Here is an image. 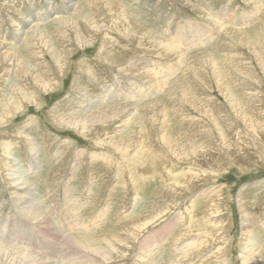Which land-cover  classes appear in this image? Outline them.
I'll list each match as a JSON object with an SVG mask.
<instances>
[{
  "label": "rangeland",
  "instance_id": "obj_1",
  "mask_svg": "<svg viewBox=\"0 0 264 264\" xmlns=\"http://www.w3.org/2000/svg\"><path fill=\"white\" fill-rule=\"evenodd\" d=\"M24 263L264 264V0H0Z\"/></svg>",
  "mask_w": 264,
  "mask_h": 264
},
{
  "label": "bare ground",
  "instance_id": "obj_2",
  "mask_svg": "<svg viewBox=\"0 0 264 264\" xmlns=\"http://www.w3.org/2000/svg\"><path fill=\"white\" fill-rule=\"evenodd\" d=\"M122 153V152H121ZM92 157V156H91ZM108 158V157H107ZM113 158V157H112ZM108 159H110V157L108 158ZM123 162V161H122ZM35 203V202H34ZM33 204V203H32ZM41 216V215H40ZM19 260V259H18ZM13 261V260H12ZM19 262V261H18ZM20 262H22V260L20 261ZM25 264V263H24Z\"/></svg>",
  "mask_w": 264,
  "mask_h": 264
}]
</instances>
